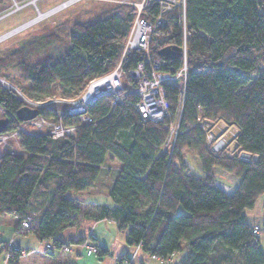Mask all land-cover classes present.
Returning <instances> with one entry per match:
<instances>
[{
  "label": "trees",
  "instance_id": "1",
  "mask_svg": "<svg viewBox=\"0 0 264 264\" xmlns=\"http://www.w3.org/2000/svg\"><path fill=\"white\" fill-rule=\"evenodd\" d=\"M185 3L187 81L179 129L169 150L164 149L168 121H143L135 111L136 96L129 94L119 105H111L108 96L91 103L85 111L91 122L86 124L65 106L38 108L39 116L76 128L74 137L53 139L26 130L16 135L17 154L10 148L0 153V214L11 216L17 225L33 215L31 234L43 246L50 245L44 253L64 252L75 242L82 245L84 238L68 239L62 233L86 217L93 222L111 219L126 244L140 243L149 257L173 258L182 252L175 264H264L254 224L246 218V211L264 194V0ZM155 12L151 4L142 16L151 21ZM176 14L177 7L167 13L170 21L165 26L171 33L156 31L152 37L158 46L150 45L153 61L172 73L181 59L163 58L159 50L181 45L173 22ZM133 15L132 6L110 5L94 19L74 22L56 55L30 60L39 49L62 42L51 32L1 55L0 70L14 65L33 99H45L57 90L63 98L78 99L90 80L110 73L120 62ZM121 61L127 88L129 70L141 61V54ZM164 91L170 121H175L179 91L172 85ZM22 106L13 92L0 89L1 118L6 120L1 134L16 133L21 124L16 112ZM200 121L211 122L212 128L218 123L234 127L237 150L257 153L256 161L228 156L224 150L212 155ZM186 154L204 177L186 172ZM107 158L120 164L107 190L112 204L97 205L82 215L77 196L94 187ZM217 170L238 177L230 194L213 185ZM101 254L100 249L97 257ZM19 256V250L14 251L9 263L17 264Z\"/></svg>",
  "mask_w": 264,
  "mask_h": 264
},
{
  "label": "built area",
  "instance_id": "2",
  "mask_svg": "<svg viewBox=\"0 0 264 264\" xmlns=\"http://www.w3.org/2000/svg\"><path fill=\"white\" fill-rule=\"evenodd\" d=\"M42 0H20V2H16L13 0V3L0 11V18L15 13L17 11H21L22 8L25 7H33L34 10L37 11V17L50 16L54 15V13L60 12L64 10L67 6L73 5L79 0H65L64 2L54 6L50 10L41 12L37 9V4ZM116 2H121L128 6H132L134 9V18L131 22L130 30L126 37L125 44L123 46V52L120 57V62L117 66L110 71L108 74L101 75L98 78L90 80L88 83L87 90L84 91L79 100L72 99L70 101L69 107L65 109V111L69 114H74L72 112V107L80 108L83 106L85 109L91 105L94 101L101 98L102 96H108L110 98L111 105H119L122 104L126 99L127 95H135V111L143 121H151L154 123L168 121V140L165 143V147L168 149L172 146L174 139L177 135L179 129V120L181 117V100L183 94L185 92V84H186V76H187V67H186V14L185 8L186 3L185 0H111ZM151 4L156 7V12L153 15L151 21L146 20L142 16V12L149 9ZM177 7L176 18L173 22L178 25V32L181 36V45L180 47V56L178 58L181 59V66L176 70V72H170L168 70H161V63L152 59L150 45L153 44V34L156 31H159L160 34L171 33L170 29L166 28V24L170 21L168 12L172 11L173 8ZM34 20V19H32ZM32 24L30 20L26 24ZM26 24H22L18 28L12 29L10 32H7L0 36V42L3 39L10 37L12 34H15L17 31L22 30L23 28L29 26ZM154 47L158 46V43L155 42L153 44ZM138 52L141 54V61H139L132 69L129 70V79L130 86L125 87L124 82H122V71H121V60L126 57L132 56L133 53ZM166 85L176 86L177 90L180 94V104L178 109V115L175 121H170L171 113L168 111V102L165 98L164 88ZM11 85L7 84L4 79L0 78V89L7 90L11 89ZM21 101L24 103H28L27 105L32 108H42L47 107V103L51 102V99H47V101L42 100H29L26 97L20 96ZM81 123H90L91 119L84 114L77 115ZM31 125L35 130H37L42 135H50L51 138L57 139L59 137H74L75 129L73 126L66 127L59 123L53 122L50 119L43 118L37 115L33 120L27 121L25 125L21 123L17 127V131L13 135L0 134V149L7 145V141L10 138L15 137L18 132H26L25 126ZM198 126L205 130L206 139L205 142L207 144L208 151L212 155H218L221 151L224 150V153L228 156H238L241 160H250L256 161L258 154H250L247 152H243L237 150L236 143L233 142L230 145L225 142L224 137L221 134L213 133L211 130V122L209 121H200ZM223 135V133H222ZM9 152L13 154H17V151L9 150ZM183 165L187 167L188 174H195L196 176L204 177L205 173L197 170L194 166H190L187 161L183 162ZM213 185L220 188L224 192H230L229 188L219 183L218 180H214ZM225 187L228 189L226 190ZM225 189V190H224ZM35 218L33 215L27 217L20 221L15 227L16 236L31 234L35 229ZM260 228V227H259ZM253 233L258 236L257 226H253ZM81 247L83 248L85 257H97V254L100 252L99 247H94L89 242H84ZM136 250L141 248L140 243L134 246ZM50 245L46 243L43 246V249H49ZM20 252V256L27 255L30 253L28 250L18 249L15 239L9 238V240L0 242V255H2L3 261L5 263H9V258L14 251ZM70 249L65 246L64 251H69ZM134 254H130V257H124L120 264H130L133 260ZM151 259H155L159 261L161 264H172V258L162 259L152 255Z\"/></svg>",
  "mask_w": 264,
  "mask_h": 264
},
{
  "label": "rangeland",
  "instance_id": "3",
  "mask_svg": "<svg viewBox=\"0 0 264 264\" xmlns=\"http://www.w3.org/2000/svg\"><path fill=\"white\" fill-rule=\"evenodd\" d=\"M15 1L20 2V0H15ZM64 1L65 0H42L37 4V9L40 10L41 12L47 11ZM12 3L13 0H3L2 9H4V7L6 6L9 7ZM113 4L114 5L121 4L124 6H128L121 2L118 3L116 1H111V0H79L73 5L67 6L64 10L54 13V15H50V16L45 15L43 17L36 18L38 14L37 11L33 9V7L32 8L25 7L22 8L21 11H17L10 15L4 16L0 18V36L7 32H10L14 28H18L22 24L28 23L30 20L32 21V24L30 23H29L30 25L26 24L29 26L23 28L22 30L17 31L15 34H12L8 38L1 40L0 56L1 55L8 56L12 51L22 47L23 44H25L26 42L33 41V39L43 37L44 35L50 34L51 32L54 33L56 32L57 35L61 38L62 42L60 43L55 42L50 47H47L45 49H39L38 51L39 54L31 56L30 60L34 61L37 58V56L43 55L45 53H48L50 55H56V53L62 51L64 45L66 44L68 40V36L71 32L70 30L71 26L74 22L75 23L76 21L87 22V20L94 19L95 17H97V14L100 11ZM0 78L4 79V81H6L7 84L11 85L12 88L7 89L6 91L13 92V94H15L17 98H20V96L22 95L23 97H26L29 100L32 101L36 100L27 94L26 92L27 85L21 82L19 73L14 65L8 66L6 68H2V70H0ZM86 90L87 89H85L84 91ZM58 93L59 92L57 90L51 96H48L47 98L44 99L45 101H47V99L52 100L51 102L47 103V105H53V106L59 105L61 107L65 106L66 108L69 107L70 101H72L73 98L66 99L63 98L62 96H59ZM81 95L79 97H81ZM78 99H74V100H78ZM41 100L44 101L43 99ZM24 104L27 105L28 103L26 102ZM3 114H4L3 110L0 109V118L3 117ZM25 128H26L25 130H29V131L34 130L35 132H37V130H35V128H33L31 125L26 124ZM211 130L213 133H216L217 135H218L217 132H219L221 136L224 137L225 142L228 143L229 145L233 143L232 140L235 135L234 127L227 126L224 123H218L215 124L213 128L211 127ZM7 142L8 143L12 142L11 146H7V145H5V147L3 146V148L0 149V153H4L7 148H10L12 151L17 150V141L15 137L10 138ZM164 149L169 150L170 148L168 149V147H164ZM186 156L188 159L186 161L190 164V166L191 165L196 166L194 158L192 156H189L188 154H186ZM175 163L177 166H179L178 162ZM119 165L120 164L117 162L116 159L107 158V161L104 163V166L102 167V171L94 187L90 192H86V197L88 198V200L85 202V204H82V200L84 196L83 195L77 196L79 198V201L81 200L80 203L81 210L84 209L89 210L92 206V205L90 206V203L93 201L96 203H104L106 200L111 202L107 190L111 185V183L113 182L112 180L115 176V172L117 171ZM214 175L219 183L229 188L230 192H227L228 194H230L236 188V185L239 182L238 177L236 175L234 176L225 170L224 171L217 170L215 171ZM109 179L110 182L106 184L104 181H108ZM253 207H254L253 209L246 211V218L249 220V222L254 224L253 226H257L258 229H260L259 227L264 221V194L261 195V197L258 199V201H256ZM88 228L89 227L85 224V222L81 220L77 225H74V227L66 229L63 235H68L75 238L78 236V234L85 233V231ZM258 237L261 242L262 249L264 250V230L262 229L259 230ZM183 255L184 254L182 252L175 253L172 258V264H175V262L176 263L179 262L180 259L183 257Z\"/></svg>",
  "mask_w": 264,
  "mask_h": 264
},
{
  "label": "crops",
  "instance_id": "4",
  "mask_svg": "<svg viewBox=\"0 0 264 264\" xmlns=\"http://www.w3.org/2000/svg\"><path fill=\"white\" fill-rule=\"evenodd\" d=\"M110 179L104 182L108 184ZM91 190L92 188L82 194L84 196L82 204H85L88 200L86 192H90ZM106 204L111 205L112 203L108 200L104 203H96L93 201L90 203V206H92L89 210H82V215L86 212L93 211L97 205ZM81 220L89 227L85 233L78 234L77 237L73 238L68 235H63V232L62 236L73 240L84 238L85 242L87 241L99 247L102 250V254L97 257L98 259L85 257L84 251L82 252L83 248L76 242L70 245L69 251H54L50 255L46 254L43 251V244L33 234L16 236L15 227L17 226V222L9 215H0V242L13 238L20 250L24 249L30 252L27 255L21 256L17 260V264H120L124 257H130L132 253L134 257L130 264H161L159 261L145 255L141 248L136 250L134 246H128L125 235L116 229V224L111 219L93 222L85 217L81 218ZM0 264L11 263H5L2 255H0Z\"/></svg>",
  "mask_w": 264,
  "mask_h": 264
},
{
  "label": "water",
  "instance_id": "5",
  "mask_svg": "<svg viewBox=\"0 0 264 264\" xmlns=\"http://www.w3.org/2000/svg\"><path fill=\"white\" fill-rule=\"evenodd\" d=\"M180 47L175 46V48H171L168 46H165L164 48L159 50V55L163 58L173 59L178 58L180 56ZM80 100V98H79ZM79 100H77L79 102ZM72 112L76 115L84 114L86 109L83 106H80V108L72 107ZM38 115V108H31L27 105L22 106L21 109H19L16 112L17 119L21 123H26L27 121L33 120ZM6 123L5 118H0V134L2 133V129L4 127V124Z\"/></svg>",
  "mask_w": 264,
  "mask_h": 264
},
{
  "label": "bare ground",
  "instance_id": "6",
  "mask_svg": "<svg viewBox=\"0 0 264 264\" xmlns=\"http://www.w3.org/2000/svg\"><path fill=\"white\" fill-rule=\"evenodd\" d=\"M225 189L228 190L226 187H225ZM225 189H224V190H225Z\"/></svg>",
  "mask_w": 264,
  "mask_h": 264
}]
</instances>
